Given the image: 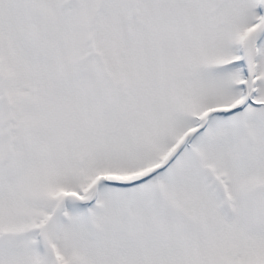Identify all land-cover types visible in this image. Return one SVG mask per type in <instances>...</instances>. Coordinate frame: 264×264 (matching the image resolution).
<instances>
[{
  "label": "snow or ice",
  "instance_id": "1",
  "mask_svg": "<svg viewBox=\"0 0 264 264\" xmlns=\"http://www.w3.org/2000/svg\"><path fill=\"white\" fill-rule=\"evenodd\" d=\"M0 264H264V0H0Z\"/></svg>",
  "mask_w": 264,
  "mask_h": 264
}]
</instances>
